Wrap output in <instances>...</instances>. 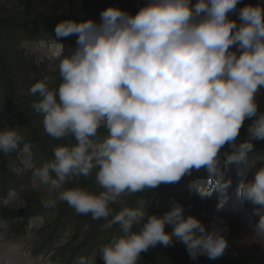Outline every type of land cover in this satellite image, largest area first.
Here are the masks:
<instances>
[{"label": "clouds", "instance_id": "9594fccd", "mask_svg": "<svg viewBox=\"0 0 264 264\" xmlns=\"http://www.w3.org/2000/svg\"><path fill=\"white\" fill-rule=\"evenodd\" d=\"M240 3L149 0L134 16L108 7L100 23L56 25V39L75 36V47L62 51L58 45L61 83L52 89L53 77L36 82L29 94L38 99L31 107L49 137L75 143L56 147L54 159L35 172L47 185L40 203L45 209L66 203L77 215L107 221L105 229L119 226L121 235L97 248L104 264H138L141 253L174 246L173 236L193 261L226 253L229 229L222 218L206 227L186 217L175 199L157 216L148 214L144 199L133 209L120 198L204 170L206 186L195 185L194 192L203 200L215 191V211L222 210L231 187L230 179H222L223 166L245 163L253 141H264V113L256 102L264 88V9L244 6L237 24L229 17ZM246 120L253 121L249 138L237 143ZM21 144L17 128L0 129L4 156ZM94 172L99 194L65 187ZM237 194L258 218L254 235L264 237V162ZM96 250L74 264H94Z\"/></svg>", "mask_w": 264, "mask_h": 264}, {"label": "rangeland", "instance_id": "374dc122", "mask_svg": "<svg viewBox=\"0 0 264 264\" xmlns=\"http://www.w3.org/2000/svg\"><path fill=\"white\" fill-rule=\"evenodd\" d=\"M71 1L0 0V129L17 128L23 137L20 150L9 156L0 154V167L4 166L0 171L5 172L8 184L6 193L0 195V264H74L78 257L91 256L98 247L121 235L119 226L105 229L107 221L77 215L66 203H58L49 209L40 203L41 198L47 196V185L40 184L35 172L54 159V149L62 144L46 134L43 117L31 107L38 98L32 97L29 91L45 77H53L54 83L50 87L58 89L61 83L58 45L62 51L69 48L34 36L43 31L47 36L55 34L56 25L68 20L100 23L101 13L92 14L82 0H75L68 10ZM148 3L149 0H122L116 7L115 3L107 1L104 5L134 16ZM246 5H259L264 9V0H241L237 12L229 18L239 24V9ZM256 102L259 112L264 113V88L260 89ZM105 134L102 129L101 135ZM240 142L243 141L237 140ZM258 143H253V150L247 154L245 163L223 166L222 179H230L231 187L219 213L215 211L218 200L215 191L203 200L194 192L195 185L206 186L204 170L185 176L175 185H161L150 192L155 203L163 206L166 212L170 210L169 202L175 199L184 206L186 217L194 216L206 227L215 217L222 218L229 229L226 252L232 258L245 259L248 264H264V237L254 235L253 226L258 218L252 215L251 206L239 199L237 189L242 181L251 179L254 169L264 162V144ZM90 179L80 178L65 187H80L99 194L102 189L95 183V172ZM190 187L193 189L191 193ZM4 201H7L6 205ZM120 203L129 206L127 194L120 198ZM116 206L118 209L119 205L111 207L115 209ZM62 251L72 255L70 260H61L60 256L51 258L54 253ZM167 261L149 250L141 253L138 264H168ZM94 264H104L98 249ZM169 264L176 263L169 261Z\"/></svg>", "mask_w": 264, "mask_h": 264}, {"label": "trees", "instance_id": "16d2710c", "mask_svg": "<svg viewBox=\"0 0 264 264\" xmlns=\"http://www.w3.org/2000/svg\"><path fill=\"white\" fill-rule=\"evenodd\" d=\"M82 1H84V3H85V5H84L85 8L87 10L91 11L92 14L96 13V12L101 13L104 9H106V8H104V7L108 6V5H104V3L106 1L109 3H115V5H114L115 7L122 3V0H105V1L104 0H82ZM74 3H75V0H72L70 2V6H68L69 7L68 10L71 9V6H73ZM108 7H110V6H108ZM34 37H36L35 39H40V40H47V41L52 40V42L55 41V43H61L62 45H64L65 47H68V48L75 47V41H76L75 36L69 37V38L63 39V40H57L55 37V34L47 36L45 34V32L43 31V32H40L39 35L34 36ZM252 123H253L252 120H246L245 121V124H244L243 128L241 129L240 135L238 137V140L245 141L249 138L248 130H249V127L251 126ZM3 125H5V124H2L1 126H3ZM257 142L264 144V141H253V143H257ZM60 143L63 145H69V144H74L75 142H74V139L69 138V139H66L63 141H58V144H60ZM224 149H225V151L228 150L227 145L225 146ZM3 162L4 161H2V163ZM33 165L36 167H39L36 162H33ZM1 167H4V166H1ZM1 171H3V170H1ZM5 176H6L5 172L0 173V195L5 194L7 191L6 188H7L8 184H7V181L5 179ZM85 180L91 181L90 178L85 179ZM142 199L148 201V207L146 205L145 210H147L149 215L154 214L157 216H163L166 213L163 206L155 203V201L152 199V195L150 194V192H145V193L140 194V195H128V203L127 204L129 205V207H131L133 209H137L139 207L138 201H140ZM113 211L118 212L119 207L117 209V206H116V208L113 209ZM166 232L171 235L173 232V228L171 226L166 227ZM173 244H174V246L167 247V248H165L162 245H159V246L152 248L150 250H152L155 253V255H158V256L165 258L166 261L168 260L167 261L168 264H169V261L176 263V264H248V262H246L245 259L244 260H238V258H232L230 255H228L227 252L224 254V256L222 258L217 259V260H210L205 256V257H200L196 261H193L190 259L189 255L186 251V248L180 242L176 241L174 236H173ZM65 253L66 252H64V251H62L60 253L59 252L54 253L51 256V258H54L56 256H60V257H62L61 260H63V258L70 260L72 255H66ZM65 262H67V261L65 260Z\"/></svg>", "mask_w": 264, "mask_h": 264}, {"label": "bare ground", "instance_id": "6f19581e", "mask_svg": "<svg viewBox=\"0 0 264 264\" xmlns=\"http://www.w3.org/2000/svg\"><path fill=\"white\" fill-rule=\"evenodd\" d=\"M214 218V217H213ZM216 218V217H215ZM227 226V225H226Z\"/></svg>", "mask_w": 264, "mask_h": 264}]
</instances>
